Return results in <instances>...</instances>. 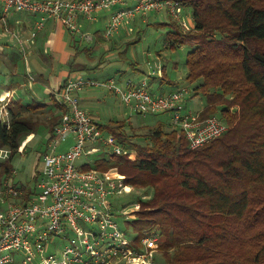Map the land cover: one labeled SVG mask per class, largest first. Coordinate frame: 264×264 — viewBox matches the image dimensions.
Segmentation results:
<instances>
[{"label": "trees", "instance_id": "obj_1", "mask_svg": "<svg viewBox=\"0 0 264 264\" xmlns=\"http://www.w3.org/2000/svg\"><path fill=\"white\" fill-rule=\"evenodd\" d=\"M177 1L192 8V30L184 31L177 22L153 24L171 27L165 36L169 47L192 45L186 55V81H201L193 89L207 100L201 117L218 111L227 131L192 149L183 132L165 129L162 123L144 135L137 132L139 138H148L145 144L128 136L125 122L101 124L102 131L136 149L138 156L132 161L125 155L109 154L103 160L94 155L86 166L117 167L126 184L152 189L150 199H137L141 208L130 224L137 234L136 248L142 237L158 231L165 264H264V0ZM101 32L94 37L103 42ZM14 45L21 60L23 51ZM69 79L50 93V105L36 100L7 104L11 118L0 120V147L9 148L10 155L0 162V188L7 180L22 190L25 200L34 193L39 172L33 187L14 183L11 161L22 141L37 134L40 123L28 114L48 108L52 112L54 106L59 113L52 112L49 119L46 146L54 137L67 110L56 93ZM162 80L176 85L165 71Z\"/></svg>", "mask_w": 264, "mask_h": 264}, {"label": "built area", "instance_id": "obj_2", "mask_svg": "<svg viewBox=\"0 0 264 264\" xmlns=\"http://www.w3.org/2000/svg\"><path fill=\"white\" fill-rule=\"evenodd\" d=\"M0 5L5 13L4 23L12 11L41 16H36L27 38L17 31L10 33L26 63L29 42L44 30L47 19L60 22L81 41L94 40L93 35L83 31V22H95L105 10L112 11L103 33L107 39L124 22L154 12L166 11L184 31L193 28L182 19L184 7L177 0H0ZM158 74L153 69L141 81L129 79L121 84L114 79L99 82L79 77L68 80L56 93L67 110L60 115L54 137L39 157L41 167L34 193L25 200L22 190L7 180L0 188V206L6 205L0 210V264H157L154 253L161 239L158 231L152 230L142 237L141 246L136 248L135 239H128L117 222V207L112 198L131 190L125 176L88 168V160L78 163L83 157L90 159L99 153L125 155L132 161L137 156L134 150L120 144L115 135L101 130L99 121L82 108L78 92L89 86H102L136 114H169L172 126L185 134L192 149L227 131L222 118H202V110L187 107L188 88L154 93L149 79ZM28 77L35 79L31 72ZM69 135L72 143L65 151H58L60 139ZM26 142L19 146L20 152ZM128 216L131 218V214ZM56 239L67 244L55 248V253L51 248Z\"/></svg>", "mask_w": 264, "mask_h": 264}, {"label": "rangeland", "instance_id": "obj_3", "mask_svg": "<svg viewBox=\"0 0 264 264\" xmlns=\"http://www.w3.org/2000/svg\"><path fill=\"white\" fill-rule=\"evenodd\" d=\"M104 12L108 11H103L100 16H104ZM111 12L112 11H109V13ZM2 13L3 10L2 6L0 5V35L11 41H13L10 34L11 32H20L21 34H23L24 38H27L29 36V31L32 28V24L31 27H27L20 23L18 24L16 21H19L20 18H17L15 20V23H9L8 19H11L13 13H9L6 15L5 24L3 21L4 18ZM151 14L155 15L148 18L147 25L145 23L144 25L141 22H137L131 25V28L134 31L133 33L125 31L124 27L126 26L127 22L130 21L128 20L124 22L121 27H119L116 34L114 33L110 37L111 39H105V41L101 44L102 47L100 49H97L90 54L79 53L78 56H76L75 63H86L88 65L96 64V68L103 67V72H90L89 74L86 71H80L79 74L82 78L85 79L90 78V80H96L99 82H105L109 79H114L117 84H121L129 79L135 82L141 81L145 79L148 73L153 69L158 70L159 75L162 73V71H165L166 78L172 81V83L174 82L176 84L173 86L166 85V90L171 89L169 91H172L183 87L188 88L190 94L186 98L187 107L194 111L203 109L207 105L205 96L202 93L194 95L193 92V89L199 86L201 81L194 83H189L186 81V55L191 50L192 45L185 44L175 48L169 47L170 45L166 44L165 36L166 33L170 31L171 27L168 25H161L160 27L156 28L153 23L157 21V23L159 24H168L177 21L171 18V16L166 11L154 12ZM35 16H37L38 18L41 17L40 15ZM181 16L183 17V20H186L188 23L193 25L191 7L185 6L183 8ZM109 17L110 15H108V19ZM101 18H103V22L100 21L99 23H97V21H88L87 27H89L90 29L86 30V28H83V31H87L90 33V35L93 36L96 29H101L102 31H104L106 19L105 17ZM177 23L179 24V22ZM39 36L40 35H38L33 42H29V48L27 49V55L29 53V55L27 56V63L25 62L24 58H22L18 62V78L16 79L15 77L10 76L11 80L17 82L18 85L22 83L24 84V86L18 93L20 98H23L26 102H30L33 99L34 95L39 92L45 93L46 96L43 100L49 102L50 99L49 97H47L49 96V93H46L44 90L47 86H49L48 78L55 75H66L61 74L62 72H64L65 68L62 69L60 63L58 61H54V58L50 54L51 52H48V50H45L41 46H38V40L42 35L40 37ZM77 39L79 40V38ZM95 42L96 40L94 37V40L92 41L81 42L82 45L80 47L81 49L87 47L93 48ZM114 43H117L118 45L116 48L111 47ZM35 51L38 54L37 56H35L36 59H34V56H32L33 53H36ZM108 52L113 53V56L109 59L106 58ZM44 55L46 56L44 57ZM7 72L9 74V70H7ZM30 72L35 78L34 80H30V78L28 77V73ZM8 74H5L4 76ZM157 76L158 75L154 76L156 79L150 77L149 83L151 85V90L154 93L159 94L160 92L158 88L160 79ZM7 81V78L0 77V91L2 89V83L6 82L7 84ZM109 90L110 89L105 87L89 86L79 91L78 94L79 97L82 98V108L89 112L93 117L98 119L100 124L106 125L110 122L117 121L125 122V131L128 136L130 138L133 137L136 142L142 144L147 143L149 140L148 138H139L137 136V132H140V135H144L148 132L149 129H152L159 122L163 123L165 129H172L173 126L171 125L169 114L157 113L141 116L133 112L120 100L117 95ZM20 93L22 95H20ZM32 93L33 96H30ZM52 112H54L55 114L59 113L56 111V108L54 106L52 107ZM52 112L49 111L48 108L44 111H37L31 115L28 114V116H31L33 120L39 122L40 125L37 128V134H35V137L34 134H31L32 136L29 135L24 139L25 142L27 140L26 143L29 142L28 148H24L23 152H20L18 150V154H16L11 161L15 169V175L13 178L14 183L16 182L17 184L30 185V187H33V177L37 172H39V168L41 167V164L39 163L37 171L36 165L38 164L39 153L45 151L48 146V144L46 146V142L49 139L47 126L49 119L54 115L52 114ZM216 113L218 114L219 112L217 111ZM217 114H215V116H217ZM10 118L11 117L9 115L8 108L5 105L3 107H0V120L10 122ZM24 141H22V144ZM71 143V135L65 138H61L58 151H65L68 148V145H70ZM130 150H134V152H136L138 156L136 149L130 148ZM9 155V148L0 147V162L7 159ZM97 157L103 160L107 156H104L103 153H99ZM91 158H93L94 160L96 156H91ZM85 160H89V158L83 157L81 158V160L79 159L78 163L82 164V162H84ZM102 171H108L110 174L117 172L120 175H123L117 169V167L103 169ZM129 186L131 187V190L129 192L115 196L112 198V200L117 207L116 219L120 228L127 232L128 239H133L137 234L132 228L130 221L135 219L136 212L141 208L140 204L136 201L137 199H150L153 191L151 188H137L136 186ZM5 206V204L0 206V210L5 208ZM129 214H131V218L128 216ZM66 244L67 241L56 239L55 245H52L51 252L56 253L57 251L55 248H63ZM154 254L156 255L157 264H165L164 256L159 248ZM23 255L24 254L22 253L21 256Z\"/></svg>", "mask_w": 264, "mask_h": 264}, {"label": "crops", "instance_id": "obj_4", "mask_svg": "<svg viewBox=\"0 0 264 264\" xmlns=\"http://www.w3.org/2000/svg\"><path fill=\"white\" fill-rule=\"evenodd\" d=\"M130 4H131V1H130ZM2 10H3V7H2ZM10 13L11 14L13 13V14H12L11 19L10 20L8 19L9 23L10 22L15 23V20L17 18L18 19L20 18L19 21L18 20L16 21L18 24L20 23V24L25 25L27 27H31V24L33 25L35 20H36V16L29 15L26 13H19V12L17 13L16 11H12ZM4 14L5 13H2L3 16H4ZM100 14L98 16V19L96 20L97 23H99L100 21L103 22V20H102L103 18H101V17H105L106 23H107L108 15H110L109 11L104 12V14H103L104 16H100ZM153 15H155V14H151V15L149 14V15H146L145 17L143 15L136 16L135 18H133L132 20L127 22L126 26L124 27L125 31L129 32V33H133L134 31L131 28V25H133L134 23H137V22H141L142 24L145 23L147 25L148 24V22H147L148 18L153 17ZM12 21H14V22H12ZM106 23H105V26H106ZM87 25H88V21L85 20L83 22V26H84L83 28H86V30L90 29L89 27H87ZM98 30H101V29H96L94 31V36H95V32ZM102 32H101V34H102ZM119 32H120V30H119ZM39 35L40 36L42 35V36L41 37L39 36L40 38L38 40V46L43 47L45 50H48V52H51L50 54L54 58V61H58L60 63V65L62 66V69L65 68L64 72H62L61 74H66V75H64V76L55 75V76H51L48 78L49 86H47L44 90L46 93H49V95H50V93L55 92L56 89L62 84V82L67 77H70V79L81 77V75L79 74L80 71H86L89 74H90V72H103V67L102 68H96L95 67L96 64H89L88 65L86 63L85 64H81V63L78 64L75 62H76V56H78L79 53H86V54L89 53L90 54L91 52H93L97 49H100L102 47L101 44L105 41V39L107 40V38H105L104 36H103L104 37L103 42L98 41L97 38L95 37L96 42H95V45L93 46V48L87 47V48L81 49L80 46L82 45L81 42H83V41H81L79 37L73 38L72 35L69 33V31L62 24H60V22H57L54 19H47L46 20L44 30ZM77 38H79V40ZM12 40L13 41L8 40L4 36L0 35V77L1 78L5 77L9 81V82L7 81V84H6V82L2 83V89L0 91V107H3L4 105L7 106V104L12 102V101H21L24 104L29 103V102H26L23 98L21 99L19 96V93H18L20 91V89L24 86V84L22 83V84L18 85L17 82H15L14 80L12 81L10 78V76L15 77L16 79L18 78V76H17V74H18V62L20 61L19 57L15 55V52L18 51V48L14 44H17V43L15 42L13 37H12ZM117 46H118L117 43H114L111 47L116 48ZM37 55H38L37 52L32 54V56H34V59H36L35 56H37ZM45 56L46 55H44V57ZM112 56H113V53L108 52L106 55V58L109 59ZM7 70H9V74H8ZM118 71H121V70H118ZM5 74H8V75L4 76ZM99 75H102V74H99ZM73 76H75V77H73ZM107 76H109V75H107ZM162 76H163V71L160 75L158 74V76H157L160 79L158 90L160 93L170 92L169 90H171V89L166 90V87H165L166 85H170V84L168 83L167 80H162ZM154 79H156V78H154ZM94 87H99V86H94ZM100 87H102V86H100ZM78 94H79V92H78ZM20 95H22V94L20 93ZM30 96H33V93ZM45 96H46L45 93L39 92V93L34 95L32 100H36V101H39L42 103L45 102V103L50 105V101L46 102L43 100ZM47 97H49V96H47ZM79 99L82 103V98L79 97ZM186 104H187V102H186ZM170 122H171V120H170ZM159 123H161V122H159Z\"/></svg>", "mask_w": 264, "mask_h": 264}]
</instances>
